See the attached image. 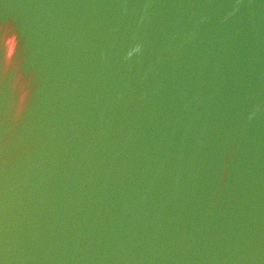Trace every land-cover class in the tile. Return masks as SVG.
<instances>
[{
  "label": "water",
  "instance_id": "1",
  "mask_svg": "<svg viewBox=\"0 0 264 264\" xmlns=\"http://www.w3.org/2000/svg\"><path fill=\"white\" fill-rule=\"evenodd\" d=\"M0 264H264V0H0Z\"/></svg>",
  "mask_w": 264,
  "mask_h": 264
}]
</instances>
